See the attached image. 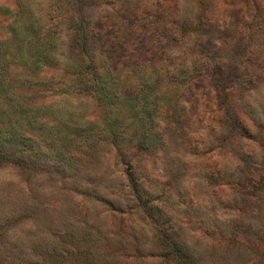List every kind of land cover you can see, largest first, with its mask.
Returning a JSON list of instances; mask_svg holds the SVG:
<instances>
[{
	"label": "rangeland",
	"instance_id": "1",
	"mask_svg": "<svg viewBox=\"0 0 264 264\" xmlns=\"http://www.w3.org/2000/svg\"><path fill=\"white\" fill-rule=\"evenodd\" d=\"M0 264H264V0H0Z\"/></svg>",
	"mask_w": 264,
	"mask_h": 264
},
{
	"label": "trees",
	"instance_id": "2",
	"mask_svg": "<svg viewBox=\"0 0 264 264\" xmlns=\"http://www.w3.org/2000/svg\"><path fill=\"white\" fill-rule=\"evenodd\" d=\"M90 36H91L90 34L89 35L85 34L84 35L85 40L87 37L89 38ZM81 48L83 50L84 46L82 45ZM84 50H85V48H84ZM65 55L69 61L74 62L75 70H73V71L75 73H77L78 75H82V76L89 74L87 70L90 69V66H91L90 64H91L92 59L88 53H86V54L83 53L82 55H75V48L70 46V47H68V49H66ZM42 62H46L48 64L47 61H42ZM80 62L83 64H85L84 62H86V64L83 65ZM96 79H97V75H95L93 77V81L97 82V80H99V79H97V80ZM85 88L87 91L88 90L90 91V87H85Z\"/></svg>",
	"mask_w": 264,
	"mask_h": 264
}]
</instances>
